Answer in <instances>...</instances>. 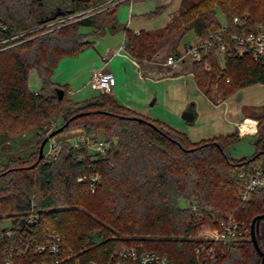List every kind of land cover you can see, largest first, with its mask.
Returning <instances> with one entry per match:
<instances>
[{
    "label": "trees",
    "instance_id": "16d2710c",
    "mask_svg": "<svg viewBox=\"0 0 264 264\" xmlns=\"http://www.w3.org/2000/svg\"><path fill=\"white\" fill-rule=\"evenodd\" d=\"M107 1L0 0V21L6 25L0 30V219L6 215L20 220V214L33 207L39 218L31 233L38 239L59 234L63 249L84 262L100 259L107 248L140 244L165 254L170 264H194L193 248L199 241L195 235L202 225L213 226L230 215L250 226L264 213V191L256 188L249 201H241L236 177L264 154V106L259 115H252L257 120L255 153L234 158L229 146L240 139L238 132L194 142L105 92L74 101L65 86L52 81V73L63 57L76 56L93 44L82 28L102 34L106 22L116 24V8L122 3L65 25H44ZM217 10L229 24L234 16L246 17L249 27L264 21V0H195L179 13L182 34L192 30L202 39L219 29ZM123 32L125 50L139 62L151 60L171 39L166 36L158 43L162 33L125 27ZM30 70L40 80L36 92L28 88ZM190 70L200 90L207 95L213 90L222 98L264 81V63L248 54L239 56L233 43L224 70L215 54L192 62ZM57 87L64 90L61 99ZM52 117L64 119V129L79 122L87 131L100 130L110 146L102 154L64 141L57 159L38 161L41 127ZM92 171L101 176L93 193L87 182L77 181ZM256 237L264 251V219ZM8 239L0 229V264ZM214 247L216 256L205 264L262 261L250 239Z\"/></svg>",
    "mask_w": 264,
    "mask_h": 264
},
{
    "label": "crops",
    "instance_id": "0c3cea01",
    "mask_svg": "<svg viewBox=\"0 0 264 264\" xmlns=\"http://www.w3.org/2000/svg\"><path fill=\"white\" fill-rule=\"evenodd\" d=\"M194 1L133 0L122 3L127 8L126 21L120 24L119 20L124 19L115 12V31L112 38L109 37L110 41L107 38V42L95 51L92 48L95 46L93 43V46H88L76 56L63 57L52 73V81L65 86L74 101H81L100 93L88 83L95 70L111 72L114 80L106 93L118 104L150 120L163 122L185 133L194 142L237 132L236 125L244 118L256 122L254 116L243 113L238 97L235 102L226 97L224 103L215 104L217 96L213 90L207 95L198 88L190 70L191 62L163 64L168 54H180L189 44L180 43L182 29L174 34L168 27L173 24L175 28L174 19L183 10V5L189 6ZM124 27L134 32L144 30L162 33L163 36L157 38L158 43L168 33L174 35L158 46L151 60L140 61V67H137L133 63V56L122 49ZM28 85L31 91L39 90L40 80L35 70L29 72ZM253 85L264 88L258 83ZM219 107H223L222 120L214 114ZM247 125L251 127L250 130L245 128L242 131H253V123ZM246 136L254 138L255 134H240V137Z\"/></svg>",
    "mask_w": 264,
    "mask_h": 264
},
{
    "label": "built area",
    "instance_id": "2783aa9c",
    "mask_svg": "<svg viewBox=\"0 0 264 264\" xmlns=\"http://www.w3.org/2000/svg\"><path fill=\"white\" fill-rule=\"evenodd\" d=\"M131 1L133 0H108L95 8L59 17L44 26L72 23L109 6ZM2 29H6V25L0 21V30ZM230 43L235 45L236 53L239 56L248 54L253 60L264 63V21L249 27L246 17L234 16L231 24L227 21L221 23L219 29L205 38H198L189 43L180 54H168L163 60V64L174 65L176 62L184 61H189L192 64L194 61H200L204 57L215 54L219 69L222 71L225 68V54ZM122 49L125 50L124 43ZM133 58L135 66L140 67V62L135 57ZM206 68H209L208 64H206ZM219 76H221V72ZM113 80L114 77L111 72L98 69L91 74L88 83L91 87L106 93L113 84ZM225 80L228 82L229 78ZM258 84L264 86V81ZM214 102L215 104H222L225 102V98L217 97ZM248 119L251 120L250 118H244L236 125L239 135H253L256 133L257 120L254 121L253 131L241 130V125ZM70 144L76 148L86 146L92 152L102 154L110 146V142L107 140H95L85 135H81L79 139L71 141ZM61 148L60 143L52 140L47 141L43 147L41 160L51 162L57 159ZM79 157H82V155H79ZM100 177L98 172L92 171L81 174L77 181L87 182L90 192L93 193ZM236 177L241 184L239 191L241 201H249L256 188H261L264 191V167L254 165L248 170L241 169L236 173ZM38 218L39 215L33 207L20 214V220H17L16 216L11 217L12 226L3 228V232L9 239L2 247V264H170L165 254L146 249L140 244L107 248L100 259H91L84 262L79 254L63 249L62 238L59 234H49L44 239L35 237L31 233V228L38 222ZM195 237L199 241L193 248L194 264H205L216 256L215 244L250 239V226L228 215L219 219L215 225L202 229Z\"/></svg>",
    "mask_w": 264,
    "mask_h": 264
},
{
    "label": "rangeland",
    "instance_id": "374dc122",
    "mask_svg": "<svg viewBox=\"0 0 264 264\" xmlns=\"http://www.w3.org/2000/svg\"><path fill=\"white\" fill-rule=\"evenodd\" d=\"M188 6L183 5V10L187 8ZM117 13L123 18L124 20H119L120 24L125 23L126 16H127V8L125 5H121L116 9ZM216 16L218 20L223 23L225 22V18L223 14L217 10ZM150 18V17H149ZM175 28L174 25H170L168 28L169 30H173L172 32L175 34L179 29H182L180 26V19L179 15L175 17ZM122 25H120V28ZM122 29V28H121ZM82 31L86 33V38L88 40H92L93 43H95L93 48V51H95L97 48H101L102 44H105V42L110 41L112 36L114 35L115 26L109 22L105 23V28L102 30V34L95 35L92 33L91 28L89 27H83ZM172 34V35H174ZM120 35V34H119ZM171 34H167V37H171ZM111 37V38H109ZM109 38V39H107ZM107 39V40H106ZM196 40V35L192 30H188L185 33L181 35L180 43L181 45L184 43H192ZM93 46V45H92ZM253 85V84H252ZM248 85L244 86L242 88L237 89L233 93H231L227 99L231 100V102H235L236 98H239V105L242 108V111L245 115H259L261 112V108L264 106V88L259 87L256 85ZM28 88L30 89L29 85ZM71 89V88H70ZM213 89V88H212ZM31 90V89H30ZM101 93V91H100ZM215 95H219L218 93H215ZM214 96V94H213ZM214 114L219 118V120H222V117L224 118L223 113V107H219ZM218 120V121H219ZM253 121V120H252ZM67 124V122L64 121L61 117H52L48 120L44 121L41 127V133L42 137L45 138L48 136V134L60 127L61 125ZM81 135L88 136L89 138H93L95 140L104 138L102 135V131L91 129L90 131L84 129L79 122H72L70 125H68L67 128L60 131L59 133L53 135L51 138H49L47 141L52 140L56 143H62L64 141H73L75 139H79ZM97 135V136H96ZM254 138L251 136L246 137H240V139L234 143H232L229 146V153L230 156L234 158H243V157H251L255 153V146L253 144ZM46 144V143H45ZM45 146V145H44ZM92 151L91 149H89ZM60 153V152H59ZM59 155V154H58ZM253 165L258 167H264V154H260L258 156V159L253 162ZM182 206H187V203L184 201H181ZM11 217L9 216H3V218L0 219V229L3 228H10L12 226ZM207 226H210L209 224H204L202 227L197 231L200 232L202 229H205ZM196 233V234H197ZM196 236V235H195Z\"/></svg>",
    "mask_w": 264,
    "mask_h": 264
},
{
    "label": "water",
    "instance_id": "95a60500",
    "mask_svg": "<svg viewBox=\"0 0 264 264\" xmlns=\"http://www.w3.org/2000/svg\"><path fill=\"white\" fill-rule=\"evenodd\" d=\"M57 15L59 14H62L61 11H57L56 13ZM55 92H56V95L59 99H61L63 97V94H64V90L62 88H59L57 87L55 89ZM189 116H192V115H189ZM184 117L188 118L187 116H185L184 114ZM192 117H190L189 119L191 120ZM66 126V124L64 125H61L60 127L52 130L48 136H46L42 141H41V144L39 146V153H38V161L42 158V153H43V147L45 145V143L47 142V140L49 138H51L53 135L59 133L60 131H62L64 129V127ZM261 219H264V213L260 214V215H257L256 217H254L251 221V224H250V240L252 241L253 243V246L255 248V250L258 252V254L262 257V261L260 264H264V251L260 248L259 244H258V241H257V237H256V232H257V229H258V223Z\"/></svg>",
    "mask_w": 264,
    "mask_h": 264
},
{
    "label": "bare ground",
    "instance_id": "6f19581e",
    "mask_svg": "<svg viewBox=\"0 0 264 264\" xmlns=\"http://www.w3.org/2000/svg\"><path fill=\"white\" fill-rule=\"evenodd\" d=\"M246 123L251 125V123H254V121L248 119L245 123H243V124L241 125V130H242V129H245V128H247V129L250 130L251 127L249 128V126H248Z\"/></svg>",
    "mask_w": 264,
    "mask_h": 264
}]
</instances>
